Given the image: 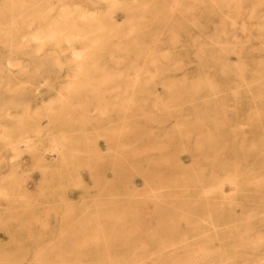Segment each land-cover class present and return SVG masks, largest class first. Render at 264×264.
Segmentation results:
<instances>
[{
  "label": "rangeland",
  "instance_id": "rangeland-1",
  "mask_svg": "<svg viewBox=\"0 0 264 264\" xmlns=\"http://www.w3.org/2000/svg\"><path fill=\"white\" fill-rule=\"evenodd\" d=\"M0 210V264H264V0H0Z\"/></svg>",
  "mask_w": 264,
  "mask_h": 264
},
{
  "label": "bare ground",
  "instance_id": "bare-ground-1",
  "mask_svg": "<svg viewBox=\"0 0 264 264\" xmlns=\"http://www.w3.org/2000/svg\"><path fill=\"white\" fill-rule=\"evenodd\" d=\"M108 3H109V2H108ZM110 3H111V2H110ZM54 5H56V4H54ZM111 5H112V4H111ZM61 6H62V5H61ZM108 6H109V5H108ZM108 6H107V7H108ZM258 6H259V5H258ZM66 7H67V6H66ZM109 7H110V6H109ZM48 8H49V7H48ZM108 9L110 10V8H108ZM72 10H73V9H72ZM106 10H107V9H106ZM51 11H52V10H51ZM51 11H50V12H51ZM54 11H55V8H54ZM252 11H253V10H252ZM106 12H107V11H106ZM109 12H110V11L107 12L108 15H109ZM65 13H66V12H65ZM64 16H65V15H64ZM109 16H110V18H112L111 15H109ZM56 21H57V20H56ZM57 22H58V21H57ZM54 23H55V21H54ZM48 24H49V23H48ZM58 29H60V28H58ZM127 29H128V28H127ZM38 30H39V29H38ZM99 30H100V29H99ZM52 31H53V30H52ZM93 31H94V30H93ZM63 32H64V31H63ZM53 33H54V32H53ZM90 33H91V32H90ZM70 34H71V33H70ZM85 34H87V33H84V35H85ZM39 35H40V34H39ZM50 35H51V34H50ZM50 35H49V36H50ZM28 36H29V35H28ZM30 36H31V35H30ZM35 36H36V35H34V37H35ZM45 36H46V35H45ZM72 36H73V35H72ZM77 36H78V35H77ZM21 37H22V36H20V39H21ZM46 37H47V36H46ZM75 37H76V36H75ZM83 37H84V36H83ZM23 38H24V35H23ZM40 38H41V37H40ZM34 39H35V38H34ZM83 39H84V38H83ZM49 41H50V40H49ZM89 41H90V40H89ZM89 41H88V42H89ZM93 42H94V41H93ZM91 44H92V43H91ZM82 48H84V46H83ZM78 49H80V48H78ZM35 50H37V49H35ZM71 51H72V50H71ZM79 51H80V50H79ZM36 52H37V51H36ZM77 52H78V51H77ZM81 53H82V52H81ZM71 54H72V55H73V54H76V55H77V53H75V51H74V53H73V51H72ZM80 55H81V54H80ZM80 55H79V56H80ZM76 57H77V56H76ZM85 57H86V56H85ZM82 58H83V56H82ZM78 62H79V61H78ZM7 65H9V64L7 63ZM13 66H14V65H13ZM76 68H77V67H76ZM78 68H79V67H78ZM74 72H75V71H74ZM76 74H77V73H76ZM78 74H79V73H78ZM70 82H71V81H70ZM67 84H68V83H67ZM71 84H72V83H71ZM68 86H69V85H68ZM242 126H243V125H242ZM239 127L241 128V126H239ZM225 176H226V175H225ZM214 185H216V184H214ZM204 188H205V187H204ZM207 188H208V186H207ZM179 189H180V187H179ZM184 190H185V188H184ZM201 190H202V189H201ZM201 190H200V191H201ZM205 190H206V189H205ZM0 211H1V210H0ZM60 235H61V234H60ZM41 249H42V248H41ZM144 259H145V258H144ZM142 260H143V259H142ZM140 261H141V260H140Z\"/></svg>",
  "mask_w": 264,
  "mask_h": 264
}]
</instances>
